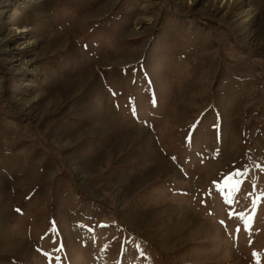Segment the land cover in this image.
<instances>
[{"label": "rangeland", "instance_id": "obj_1", "mask_svg": "<svg viewBox=\"0 0 264 264\" xmlns=\"http://www.w3.org/2000/svg\"><path fill=\"white\" fill-rule=\"evenodd\" d=\"M262 168L264 0H0V264H264Z\"/></svg>", "mask_w": 264, "mask_h": 264}, {"label": "snow or ice", "instance_id": "obj_2", "mask_svg": "<svg viewBox=\"0 0 264 264\" xmlns=\"http://www.w3.org/2000/svg\"><path fill=\"white\" fill-rule=\"evenodd\" d=\"M257 167H259V166H257ZM261 171H264V168H262ZM235 175H236V176H243V175H244V172H242V171H237V172L235 173ZM238 183H239V182H238ZM261 196L264 197V193H261ZM222 223H223V222H222ZM253 255L255 256V255H257V254L254 253ZM257 264H259V260H258V259H257Z\"/></svg>", "mask_w": 264, "mask_h": 264}]
</instances>
